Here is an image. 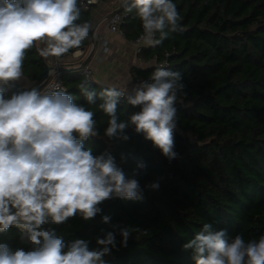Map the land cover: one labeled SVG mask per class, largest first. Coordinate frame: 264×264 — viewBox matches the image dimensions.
<instances>
[{"label":"clouds","instance_id":"9594fccd","mask_svg":"<svg viewBox=\"0 0 264 264\" xmlns=\"http://www.w3.org/2000/svg\"><path fill=\"white\" fill-rule=\"evenodd\" d=\"M81 7L80 0H0V234L14 228L20 241L16 247L0 242V264H106V256L127 248L133 229L113 223L111 215L101 217L107 227L99 228L95 246L85 238L66 243L55 228L44 227L77 215L85 222L94 221L108 201L145 199L137 178L146 174L145 162H138L129 175L108 151L94 154L85 146L98 135L96 113L89 108L96 105L97 95L102 100L98 108L108 118V138L129 140L123 133L131 125L169 162L179 157L177 105L187 95L179 70L161 65L138 81L126 97L127 104L138 109L128 121L117 116L126 85L118 90L112 84L97 93L81 83L86 103L77 102L64 89L16 90V82L25 75L26 53L38 43H46L37 48L41 57H61L89 39L92 23L77 22ZM122 7L128 13L135 11L133 18L142 27L139 38L150 47L182 30L173 0H122ZM156 33L159 38H154ZM121 160H126L124 154ZM144 187L158 191L159 179ZM182 248L191 250L194 264H264V234L230 237L228 229H215L211 222L203 223Z\"/></svg>","mask_w":264,"mask_h":264},{"label":"trees","instance_id":"16d2710c","mask_svg":"<svg viewBox=\"0 0 264 264\" xmlns=\"http://www.w3.org/2000/svg\"><path fill=\"white\" fill-rule=\"evenodd\" d=\"M173 2L182 17V30L160 46L145 48L141 59L146 66H134L130 73L134 80L148 78L164 61L182 73L187 95L177 105L179 157L169 162L131 125L123 133L129 140L108 138V118L98 108L102 100L97 95L96 105L89 108L96 113L98 135L85 146L94 154L108 151L129 175L138 162H145L146 174L137 177L145 199L105 202L94 221L85 222L77 215L66 223L44 226L55 228L66 243L85 238L92 241L91 246L99 228L107 227L101 224L103 215H111L113 223L131 226L127 248L106 256V264H194L191 250L185 251L182 245L206 222L215 229H228L230 237L241 233L250 239L264 234V0ZM120 10L126 15L121 26L124 35L133 40L142 33L140 21L133 18L135 11L128 13L122 6ZM91 13L81 7L77 22L90 21ZM91 36L92 30L80 48L89 45ZM37 48L39 44L26 53L24 62V77L31 82H37L47 66ZM62 79L79 103H86L81 83L97 93L105 87L90 80L83 68L63 72ZM126 97L118 103L120 121H128L138 110L127 104ZM121 154L126 160H121ZM157 179L158 191L144 187ZM0 242L20 246L18 231L13 228L0 234Z\"/></svg>","mask_w":264,"mask_h":264},{"label":"crops","instance_id":"0c3cea01","mask_svg":"<svg viewBox=\"0 0 264 264\" xmlns=\"http://www.w3.org/2000/svg\"><path fill=\"white\" fill-rule=\"evenodd\" d=\"M122 0H103L92 10L90 22L92 23V33L90 43L87 47L81 48L84 51L80 54L68 55L59 60L60 66L74 68L80 66L88 59L86 66L91 70L89 79L105 86L117 84L118 90L125 88L132 89L135 86L130 69L134 66L144 67L146 63L141 61L134 50L131 40L125 35L111 32L106 26L107 17L116 11L119 2ZM40 48L46 47V43H38ZM45 58V57H44ZM48 65L53 66L55 57L45 58ZM131 81V83H129ZM18 83L24 88H31L34 82L27 78H22Z\"/></svg>","mask_w":264,"mask_h":264},{"label":"built area","instance_id":"2783aa9c","mask_svg":"<svg viewBox=\"0 0 264 264\" xmlns=\"http://www.w3.org/2000/svg\"><path fill=\"white\" fill-rule=\"evenodd\" d=\"M101 1H103V0H97V2L94 3V4H88L87 3V0H80V5L82 6L83 9L92 11L96 5H98L99 3H101ZM121 6H122V1L119 2L118 9H120ZM125 16H126L125 13L123 11H121V10L113 11L107 17L106 26L108 27V29L111 32L118 33V34L124 36V32H123L121 26L125 23ZM141 35H142V33L138 37H136L135 39L131 40V42L134 45L135 53H136V55L138 57H140V59H141V54L143 53L144 49L147 48V47H149L147 45L146 39H140L139 38ZM154 38H155V36H154ZM80 49H78V50L76 49L70 55H75L76 54V51H79L80 54H82L84 51H81ZM67 56L68 55L65 54V55H63L61 57H55L53 66L59 67L60 66L59 60L61 58H65ZM152 63H154V62H152ZM161 65H168V62L167 61H164L163 63H160L159 64V66H161ZM83 73H85V75L87 77H89L90 74H91V70L85 65L83 67ZM62 74H63V72L62 71H59L58 69L51 70L49 72V77H48V80H47L46 84L41 89H43L46 92H50L53 89H64V90H66L65 85H64V82H63V79H62ZM145 79H147V78H145ZM140 80H143V78H137V79L134 80V82L137 83ZM132 90H133V88L132 89H128V90L126 89L125 96L132 95L133 94V91Z\"/></svg>","mask_w":264,"mask_h":264},{"label":"water","instance_id":"95a60500","mask_svg":"<svg viewBox=\"0 0 264 264\" xmlns=\"http://www.w3.org/2000/svg\"><path fill=\"white\" fill-rule=\"evenodd\" d=\"M120 9H116V11H118ZM87 62H88V59L85 60L80 66L74 67V68H72V67L71 68H67V67H63V66L55 67V66H51V65L47 64L42 77L37 82H34L32 87H37L38 89H41L46 84V82L48 80V77H49V72L51 70L58 69L59 71H62V72H73L75 70L83 68L86 65ZM22 89H24V88L18 82H16V90H22Z\"/></svg>","mask_w":264,"mask_h":264},{"label":"bare ground","instance_id":"6f19581e","mask_svg":"<svg viewBox=\"0 0 264 264\" xmlns=\"http://www.w3.org/2000/svg\"><path fill=\"white\" fill-rule=\"evenodd\" d=\"M82 69V68H81ZM89 78V77H88Z\"/></svg>","mask_w":264,"mask_h":264}]
</instances>
